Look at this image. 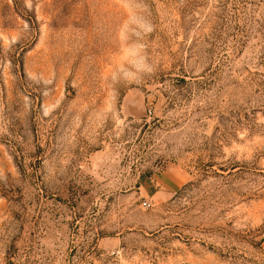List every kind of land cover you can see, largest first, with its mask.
<instances>
[{
  "label": "rangeland",
  "instance_id": "1",
  "mask_svg": "<svg viewBox=\"0 0 264 264\" xmlns=\"http://www.w3.org/2000/svg\"><path fill=\"white\" fill-rule=\"evenodd\" d=\"M0 264H264V0H0Z\"/></svg>",
  "mask_w": 264,
  "mask_h": 264
}]
</instances>
